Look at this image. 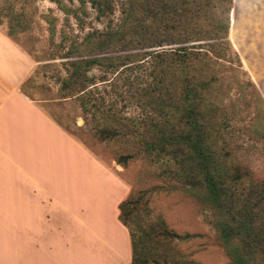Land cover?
I'll list each match as a JSON object with an SVG mask.
<instances>
[{
    "label": "trees",
    "instance_id": "1",
    "mask_svg": "<svg viewBox=\"0 0 264 264\" xmlns=\"http://www.w3.org/2000/svg\"><path fill=\"white\" fill-rule=\"evenodd\" d=\"M232 3L135 0L133 6L141 14L129 24L124 19L115 28L94 30L71 44L64 58L77 59L67 62L68 75L61 80L60 91L80 97L83 114L101 118V127L94 130L98 141L124 138L132 144L133 152L116 156L118 165L125 167L141 157L173 161L172 176L212 214L229 264H264V180L253 179L248 169L230 158L226 131L232 118L218 98L222 62L234 59L245 75L227 39ZM93 68H101V83L108 81V74L119 71L116 76L121 77L142 70L146 83L135 96L140 108L136 119L121 115L114 102L102 99L101 109L86 107L83 94L93 81L88 76ZM246 83L253 88L251 81ZM254 94L264 113L262 99L255 90ZM255 118L260 124L264 119ZM148 194L139 191L134 198L129 193L118 206V219L129 232L130 264H174L165 247L192 236L173 232L161 219L136 231L121 219L123 210L135 212L146 205Z\"/></svg>",
    "mask_w": 264,
    "mask_h": 264
},
{
    "label": "rangeland",
    "instance_id": "2",
    "mask_svg": "<svg viewBox=\"0 0 264 264\" xmlns=\"http://www.w3.org/2000/svg\"><path fill=\"white\" fill-rule=\"evenodd\" d=\"M134 1L95 0V4L94 0H0V26L35 62L30 78L23 85L25 92L103 164L115 170L134 198L139 191L149 192L146 205H140L135 212L123 210L121 219L133 231L161 219L173 232L192 236L165 247L173 256L174 264H229L212 226V214L202 207L194 193L187 192L172 176L173 161L169 157L156 161L141 157L125 167H116V156L133 152L132 144L124 138L98 141L94 130L95 126L101 127V118L91 119V113L83 114L81 98L69 97L60 91L61 80L68 75L67 62L77 59L64 58L71 44L80 43L94 30L115 28L124 19L129 24L141 14L136 5L133 6ZM101 8L104 9L102 16ZM260 10L262 13L263 8ZM251 16L252 19L241 23L236 12L234 14L236 23L233 19L227 39L245 75L238 70L234 59L230 64L222 62L225 69L220 72L218 98L232 118V126L226 131L230 158L248 169L253 179L264 180V119L260 124L255 118L256 115L264 118V113L254 94L255 90L264 103L255 83V79L264 83V14L259 18L255 7ZM117 73L108 74V81L103 83L101 68H93L88 73L93 81L87 83L83 94L86 107L96 105L101 109L102 99L106 103L114 102L121 115L136 119L140 108L135 96L137 89L146 83L144 73L139 69L127 71L121 77H117ZM248 80L253 88L246 83Z\"/></svg>",
    "mask_w": 264,
    "mask_h": 264
},
{
    "label": "crops",
    "instance_id": "3",
    "mask_svg": "<svg viewBox=\"0 0 264 264\" xmlns=\"http://www.w3.org/2000/svg\"><path fill=\"white\" fill-rule=\"evenodd\" d=\"M255 7L260 18L264 0H233L231 24ZM34 67L0 26V264H130L129 188L25 92Z\"/></svg>",
    "mask_w": 264,
    "mask_h": 264
}]
</instances>
